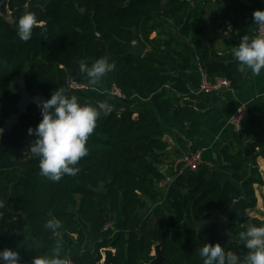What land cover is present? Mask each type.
Returning <instances> with one entry per match:
<instances>
[{"label": "trees", "instance_id": "trees-1", "mask_svg": "<svg viewBox=\"0 0 264 264\" xmlns=\"http://www.w3.org/2000/svg\"><path fill=\"white\" fill-rule=\"evenodd\" d=\"M194 1L7 0L9 19L0 14V130L18 111L19 97L12 90L25 68L28 93L46 100L70 81L90 90L94 85L80 72V61L90 65L108 57L116 63L111 78L122 99L151 105L140 111L123 105L120 111L102 112L88 138V155L77 165L79 172L59 181L41 175L39 158L29 151L35 136L28 129L42 119L36 105L29 104L19 123L1 133L0 247L18 251L22 264L35 257L27 231L38 241L41 255H51L59 243L61 257L67 258L69 246L60 234L75 237V244L84 247V226L93 252L70 258L74 264H101L106 249L114 251L111 264H152L155 245L163 264H203L199 251L206 243H220L243 261L248 250L240 233L264 224V219L249 215L256 206L254 185L263 184L257 159L264 158V102L254 106L248 122L243 118L233 147L222 146L219 167L202 164L195 171L180 172L177 164L172 182L159 187L167 179L161 170L168 148L164 126L193 133L204 129L202 114L183 104V99L193 97L186 82L173 65L156 58L160 50L177 57L183 69L190 67L192 50L211 81L225 78L235 88L244 80L238 61L213 58L202 27V7L193 6ZM225 3L233 16L257 29L253 12L264 10V0ZM26 12L36 13L40 21L27 42L17 35L18 20ZM137 40L146 50L142 56L132 52ZM77 98L82 104H100ZM163 199L169 212L159 205ZM239 199L244 203L229 216L226 227L220 215ZM212 215L219 216L207 221ZM49 219L61 222L59 232L47 228ZM111 223L112 232H106Z\"/></svg>", "mask_w": 264, "mask_h": 264}, {"label": "crops", "instance_id": "crops-1", "mask_svg": "<svg viewBox=\"0 0 264 264\" xmlns=\"http://www.w3.org/2000/svg\"><path fill=\"white\" fill-rule=\"evenodd\" d=\"M193 6L202 7V27L215 60L224 63L237 61L234 56V51L238 48L242 38L247 36L251 40L257 36L256 29L251 30L245 23L231 14L225 0H196L193 2ZM6 9L9 15L8 8ZM168 32L183 43V46L191 50V47L184 43L173 30L168 29ZM154 36L155 34L151 35V38ZM233 40L239 44L232 45L231 42L234 43ZM144 52L146 53L145 49ZM156 58L173 65L176 69V75L180 76L186 82L193 97L183 99V104L192 107L202 114L203 117L201 120L204 123V129L200 133H193L186 128L182 129L174 125L164 126V140L167 142L168 148L166 151V160L161 170L167 175V179L159 187L165 189L173 180L177 160L182 158L184 154L199 150L201 151L203 165L211 167H219L221 165L222 160L219 151L224 145L233 147V137L236 133V130L228 122L230 116L239 106H244L247 112L245 117L250 118L254 106L264 102V69H262L259 75H254L250 69L245 68L243 82L235 88L232 87V90L222 89L217 93H203L200 91L201 68L192 50L190 67L188 69H183L181 61L163 49L160 50ZM108 75L109 81L103 77L90 90L77 92L76 96L93 99L99 103H106L108 108L116 111L122 110L124 108L123 105H128L135 111L151 107L148 101H136L132 103L125 99H118L112 96L109 93L110 85L113 84L111 72ZM69 93V91L65 92V94ZM253 134L257 136L256 133ZM257 164L263 184L254 185L256 206L249 211V215L250 217L262 220L264 219V158H258ZM159 205L163 206L169 212L166 199H163ZM112 226L113 224L111 223L107 227L106 232H112ZM55 230L57 232L60 231L59 229ZM84 230L88 236L87 244L84 247H78L75 244V237L60 234L69 246V258L93 252V245L87 226H84ZM25 238L35 256L41 255L38 241L32 240L28 231L25 234ZM0 250H2L1 247ZM111 252L113 254L114 251L111 250Z\"/></svg>", "mask_w": 264, "mask_h": 264}, {"label": "clouds", "instance_id": "clouds-1", "mask_svg": "<svg viewBox=\"0 0 264 264\" xmlns=\"http://www.w3.org/2000/svg\"><path fill=\"white\" fill-rule=\"evenodd\" d=\"M253 21L264 27V10H255ZM39 26L36 13L26 12L18 20L17 35L27 42L32 38L33 29ZM234 56L240 71L247 68L259 75L264 69V36L257 35L251 40L243 37ZM79 70L91 85H96L107 73L116 70V63L108 57H101L90 65L81 60ZM39 107L42 119L35 128L28 129V134L35 136L29 151L39 158L41 175L52 181H59L65 175L75 176L79 172V161L88 155V138L102 112L106 114L108 105L103 102L82 104L75 95L69 97L64 89L58 88L49 99L41 101ZM3 207L4 201L0 200V208ZM46 226L59 229L61 222L49 219ZM240 239L248 250L242 262L239 255L226 252L220 243H206L199 251L203 264H264V224L248 227L240 233ZM61 248L58 243L51 255L35 256L31 264H70L68 259L61 257ZM0 264H22V257L18 251L5 248L0 250Z\"/></svg>", "mask_w": 264, "mask_h": 264}, {"label": "water", "instance_id": "water-1", "mask_svg": "<svg viewBox=\"0 0 264 264\" xmlns=\"http://www.w3.org/2000/svg\"><path fill=\"white\" fill-rule=\"evenodd\" d=\"M7 1L6 0H0V14L6 18L9 19V15L7 13ZM95 35L99 38L102 39V36H100L98 33L95 32ZM132 52L142 56L144 53V49L141 45V43L137 40L135 41L132 46ZM27 71V68H25L21 74L18 76V82H17V87L15 89L12 90V92L17 95L19 97V102L17 105V113L11 115L8 120L5 121L3 127H2V131H0V135L2 132H7L11 129V127L15 124H18V118L26 112V108L29 104H34L37 106L38 110H41V108L39 107V104L41 101H43V98L41 96L38 95H32L30 93H28L26 86H25V73ZM244 203L243 199H239L238 201H236L232 207L227 211L226 214L224 215H220V217L224 220V223L226 225V227L228 226L229 223V216L233 213L237 212L238 206ZM219 215H212L210 218L207 219V221L212 220L214 217H217ZM154 255H155V260L152 262V264H163V258L159 252V245H155L154 247ZM113 260V254L111 252L110 249H106L103 251V261L101 262V264H111Z\"/></svg>", "mask_w": 264, "mask_h": 264}, {"label": "built area", "instance_id": "built-area-1", "mask_svg": "<svg viewBox=\"0 0 264 264\" xmlns=\"http://www.w3.org/2000/svg\"><path fill=\"white\" fill-rule=\"evenodd\" d=\"M256 33L257 35L264 36V27L258 25ZM200 81V91L203 93H217L222 89L232 90V86L228 79L217 77L211 81L207 78L206 74L202 70L200 72ZM66 88L69 92L89 90L87 86L77 84L72 81L66 82ZM111 95L118 99H122L124 97L120 90L114 84H112ZM246 115L247 112L245 107L239 106L230 116L228 122L236 130V132L240 129L241 121L243 120V118H245ZM176 164L181 165L180 172L184 170H197L199 166L202 165L201 151L196 150L184 154L182 158L177 160ZM66 259L69 260L70 264H74L69 257H67Z\"/></svg>", "mask_w": 264, "mask_h": 264}, {"label": "rangeland", "instance_id": "rangeland-1", "mask_svg": "<svg viewBox=\"0 0 264 264\" xmlns=\"http://www.w3.org/2000/svg\"><path fill=\"white\" fill-rule=\"evenodd\" d=\"M104 79L105 80H108L109 81V75H108V73L104 76ZM110 85V84H109ZM64 89H66V91H67V88L65 87ZM65 91V92H66ZM111 91H112V85H110V90H109V93L111 94ZM28 158H32L33 156H31V155H28L27 156ZM101 261H103V252H102V260Z\"/></svg>", "mask_w": 264, "mask_h": 264}]
</instances>
